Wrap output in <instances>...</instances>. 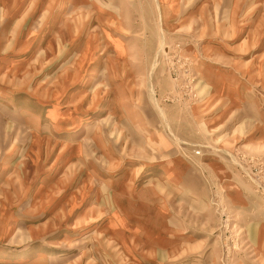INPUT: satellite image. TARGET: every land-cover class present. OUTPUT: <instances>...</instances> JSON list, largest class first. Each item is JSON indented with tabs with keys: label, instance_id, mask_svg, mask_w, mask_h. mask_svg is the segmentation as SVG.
<instances>
[{
	"label": "rangeland",
	"instance_id": "1",
	"mask_svg": "<svg viewBox=\"0 0 264 264\" xmlns=\"http://www.w3.org/2000/svg\"><path fill=\"white\" fill-rule=\"evenodd\" d=\"M0 264H264V0H0Z\"/></svg>",
	"mask_w": 264,
	"mask_h": 264
},
{
	"label": "crops",
	"instance_id": "2",
	"mask_svg": "<svg viewBox=\"0 0 264 264\" xmlns=\"http://www.w3.org/2000/svg\"><path fill=\"white\" fill-rule=\"evenodd\" d=\"M153 175H154V174H153ZM153 175H152V176H153ZM147 177H148V176H147ZM150 177H151V176H150Z\"/></svg>",
	"mask_w": 264,
	"mask_h": 264
},
{
	"label": "bare ground",
	"instance_id": "3",
	"mask_svg": "<svg viewBox=\"0 0 264 264\" xmlns=\"http://www.w3.org/2000/svg\"><path fill=\"white\" fill-rule=\"evenodd\" d=\"M23 258H24V256H23ZM22 259V258H21Z\"/></svg>",
	"mask_w": 264,
	"mask_h": 264
}]
</instances>
